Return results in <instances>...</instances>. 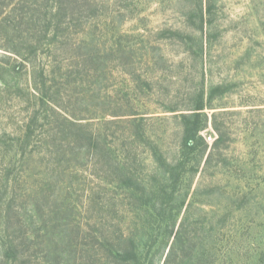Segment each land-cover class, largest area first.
I'll return each instance as SVG.
<instances>
[{"label":"rangeland","instance_id":"1","mask_svg":"<svg viewBox=\"0 0 264 264\" xmlns=\"http://www.w3.org/2000/svg\"><path fill=\"white\" fill-rule=\"evenodd\" d=\"M13 1L40 8L29 25L5 21L12 5L0 13V232L16 192L26 212L69 219L104 247L134 236L153 264L171 245L168 264H264V0H95L94 15L71 21V47L53 39V0ZM200 93L206 149L167 179L153 154L178 157L176 116ZM117 163L152 186L154 204L130 194ZM68 229L62 248L78 241Z\"/></svg>","mask_w":264,"mask_h":264},{"label":"trees","instance_id":"2","mask_svg":"<svg viewBox=\"0 0 264 264\" xmlns=\"http://www.w3.org/2000/svg\"><path fill=\"white\" fill-rule=\"evenodd\" d=\"M34 2L35 1H32L30 5L28 4L25 6L18 5L16 2L14 3L13 0H0V13L4 12L5 8L12 5L10 10H7V15L5 13V21H10L12 19L15 20L17 18V23L20 25H29L31 23L30 16H28L29 21L26 20L25 17L28 13L34 15V12L40 8L39 6H36V3ZM52 3H55L54 6H56L54 15H60L58 22H55L52 25L53 39H56L58 31H60V35L63 36L64 42L68 47H71V44L69 43L71 41V36L69 35L68 30L71 29V27L76 28L80 26L79 23L71 24V21L74 16H77L78 19H87L89 16L94 15L95 0H53ZM89 11L92 12L88 15ZM65 18L69 19V21L66 22L65 26L61 27L60 24H64L61 20ZM81 20L83 21V19ZM65 31H67V34H64ZM13 53L15 52L13 51ZM82 61L85 62V59ZM214 88V90L219 93L223 92L224 89V87L220 85L215 86ZM211 98L212 95H210L208 101H210ZM207 105L203 94L200 93L192 100V102L186 104V110L176 116L180 127L178 143L179 155L177 158H173L171 160L172 162H167L166 159H163V152L158 154L157 152H154L153 157L155 165L163 167L164 171L168 174V177H166L167 179H174L176 177L177 181L180 180L184 174L182 171H186V163L192 159L191 157H195L197 154L201 155L204 149H206L207 145L201 131L205 122L203 110ZM179 111L180 110L178 109V112ZM76 123L77 122L71 120L69 122L71 127L80 125H77ZM213 125L215 131L219 133L218 137L213 142L212 148H215L221 142L222 133L215 126V122H213ZM63 130H65V132L67 131L66 128H60L61 132H63ZM72 134L76 137L75 139L79 143L78 145H81L83 141H86V144H90L91 142L92 136L90 132H79L77 128ZM96 145H98V142L94 144V146ZM162 150L163 149L160 148V151ZM103 151L104 150L102 149L99 153L101 157H108ZM209 159L210 157H208L207 160ZM119 165L120 164L116 166L118 167V173L124 181H128L126 186L131 187L129 188L130 194L136 196L141 193L139 195L140 197L147 195L151 204H154L156 199L153 197L156 196V191L152 190V186H149L146 182H136V178H134L133 174L123 173ZM179 168H182L181 172L179 171ZM9 170L10 169L6 172L9 173ZM137 188L139 190H137ZM15 193L13 196L11 195V198L3 200L2 202L3 229L0 232V264H58L59 261L63 259L64 254V264H153V256L149 260H146L144 249H140V246H137L136 239H134V236L132 235H129L123 242L120 241L121 243H119L118 246L111 249L112 247H104L105 244L103 242L100 244L98 239L100 236L99 234L97 235L92 231L85 233L88 230L84 231V228L81 225L72 227L73 225L70 224V221H68L69 219L65 223L51 224V219L49 222V219L46 217V214L42 212L43 210H41L40 207H36L32 214L29 211L30 214L27 217H24L23 215H27L29 212L24 210V205L16 202ZM61 225L62 227L60 228ZM31 227L34 228L32 229ZM68 227L70 228L68 229ZM66 229H68V233H71L73 229L76 230L74 235L78 237V241L73 244V240L70 239L67 242L68 244L66 243L65 245V239L62 248L58 241L61 238L59 236V231H66ZM101 237L103 240H107V236ZM39 238L41 239L40 242L37 241ZM91 239L94 240L92 241V244H90V242L87 243L86 240ZM49 241L52 245L49 244ZM67 246L71 247L70 252L66 250ZM83 246H86V250L84 251ZM80 250L83 251L82 253L85 255L87 254L86 261L84 262H82L80 256L76 255ZM92 250H94V256L89 255ZM173 252H175V246L171 245V250L167 254L164 264H168L169 258ZM70 254H72V257ZM66 255L69 256L67 259ZM71 258L73 259V262L71 261ZM36 260H39L38 263H36Z\"/></svg>","mask_w":264,"mask_h":264}]
</instances>
